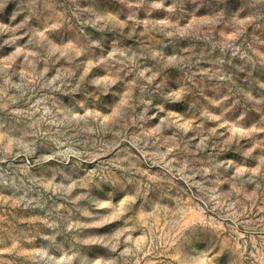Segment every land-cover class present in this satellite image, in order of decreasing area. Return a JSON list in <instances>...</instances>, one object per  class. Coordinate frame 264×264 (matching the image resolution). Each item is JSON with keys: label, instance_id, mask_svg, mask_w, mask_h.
<instances>
[{"label": "rangeland", "instance_id": "374dc122", "mask_svg": "<svg viewBox=\"0 0 264 264\" xmlns=\"http://www.w3.org/2000/svg\"><path fill=\"white\" fill-rule=\"evenodd\" d=\"M0 264H264V0H0Z\"/></svg>", "mask_w": 264, "mask_h": 264}]
</instances>
